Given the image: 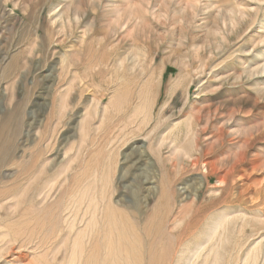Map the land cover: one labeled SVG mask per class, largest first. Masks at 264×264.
Here are the masks:
<instances>
[{
	"label": "rangeland",
	"instance_id": "374dc122",
	"mask_svg": "<svg viewBox=\"0 0 264 264\" xmlns=\"http://www.w3.org/2000/svg\"><path fill=\"white\" fill-rule=\"evenodd\" d=\"M0 56V126L15 111L21 127L0 163L1 264H77L95 248L87 206L130 196L160 264H264V0H0ZM133 148L143 164L122 171ZM201 149L225 186L191 164Z\"/></svg>",
	"mask_w": 264,
	"mask_h": 264
},
{
	"label": "bare ground",
	"instance_id": "6f19581e",
	"mask_svg": "<svg viewBox=\"0 0 264 264\" xmlns=\"http://www.w3.org/2000/svg\"><path fill=\"white\" fill-rule=\"evenodd\" d=\"M1 57V56H0ZM2 57H4V56H2ZM14 63V61L13 60H11L10 62H9V66H8V72H10L11 71V69H12V64ZM9 74V73H8ZM48 74V73H47ZM50 77V76H49ZM48 77V78H49ZM148 94V93H147ZM114 107V105L111 107V108H113ZM107 109H109V108H107ZM139 109H140V107L139 106H137L136 107V112L135 113H137V114H140L141 112H139ZM19 113V112H18ZM14 114H15V111L11 114V115H7L5 118H4V120H3V123H2V126H0V163H2V159H3V157H5L6 155H8V157H9V159L11 160L12 158H13V154H12V152L9 150L10 148H9V146L8 147H4V145H8L9 144V142H10V146L11 147H13V139L15 138V137H19V135H20V132H19V130L21 129V127H20V123H18L17 122V120L15 119V118H13V116H14ZM136 114V115H137ZM141 114H143L142 116H141V120H142V124L143 125H147V123H146V117H145V113H141ZM30 121V120H29ZM189 124V123H188ZM187 124V125H188ZM9 125H12V130H13V132H12V134L11 135H9L8 134V137L6 136V133H5V131H4V129L6 128V127H8ZM140 125H141V123H139V125H138V129L140 128ZM142 125V126H143ZM33 126H36V123H35V120H31V122H30V124L27 126V127H33ZM141 126V127H142ZM187 130H188V132H187V130H186V133H187V136H188V133L190 134L191 133V129H193L194 130V132H196L195 131V128L194 127H192V125L191 126H189L188 125V127L186 128ZM30 130V129H29ZM46 130V129H45ZM28 131V130H27ZM32 131V130H31ZM139 131H140V129H139ZM154 131V130H153ZM200 132L198 133V134H200L201 132H202V130H199ZM29 132V131H28ZM152 134V132L151 133H149L147 136H150ZM27 136H29V135H27ZM191 136V135H190ZM152 137H154L153 139L155 140L156 139V135H153ZM188 138L190 139V138H192V137H189L188 136ZM10 140V141H9ZM12 140V141H11ZM201 141L200 139H199V135H195L192 139H190V141L188 142V144H187V146L185 147V148H182L181 149V151H188V152H191V151H196L197 150V145H196V142L195 141ZM131 141V140H130ZM24 142H25V140H24ZM198 144V143H197ZM26 147V146H25ZM49 147V149L52 147V145H49L48 146ZM129 148H131V147H129ZM32 149V148H31ZM47 149V148H46ZM204 149V148H203ZM210 150V149H209ZM36 151H37V153L38 154H40L41 152H42V150H40V148H37L36 149ZM140 151H139V149H131L130 151H128V153L127 154H125L124 155V158H125V161H127V162H125L124 164H123V167H122V171L125 169V167H126V171H128V170H132V169H135L139 164H143V163H141V157H139V156H137V154H140L139 153ZM198 153H199V157L197 158V159H191V164L193 165V166H196V165H198V164H202L203 166H204V168H205V171L204 172H206L205 173V178L207 179V177L209 176V175H215L216 176V182H218V185L219 186H221V185H223V186H225L226 184H227V182H228V176H229V173H226L224 176H220L218 173H217V171L215 170V165H213L212 163H208V162H204V157L205 156H207V153L204 151V150H200V151H198ZM210 154H211V152H210ZM46 155V154H45ZM188 155V154H187ZM35 156V155H34ZM113 156V155H112ZM115 156V155H114ZM123 156V155H122ZM189 156V155H188ZM59 158V157H58ZM143 158V157H142ZM8 159V160H9ZM53 160V159H52ZM145 161H146V159H145ZM36 163V161H31V164H28V166L26 167L27 169H25V174L26 175H30V173L33 171V170H35V173H37L36 171L38 170V169H36V166H35V163ZM51 163H52V161H50ZM56 162H58V161H56ZM50 163V164H51ZM119 163V162H118ZM15 164V163H14ZM115 164H116V161H115V158L114 159H112V160H110L109 162H107V163H105L104 164V171L105 170H109V172L108 173H110V177L111 178H113L114 177V174L116 173L115 171H114V174H112L113 173V169H114V167H115ZM190 165V164H189ZM145 168V167H144ZM116 170V169H115ZM118 170V169H117ZM121 170V169H120ZM139 170V169H138ZM103 171V170H102ZM135 171V170H134ZM41 172H42V170H41ZM40 171H39V173H38V175H40V173H41ZM124 173H127V172H123V174H122V172H121V178L122 179H125V176H126V174L124 175ZM131 173H133V172H131ZM107 174V173H106ZM135 174V173H134ZM134 174H131L132 175V177H133V181H137L138 182V185L140 184V182H141V177L140 178H136V176L134 175ZM105 175V174H104ZM130 175V176H131ZM31 176V175H30ZM213 177V176H212ZM27 178V179H26ZM36 178H38V177H36ZM94 178V177H93ZM129 178V177H128ZM32 179V178H31ZM98 179V178H97ZM103 179H104V177H103ZM28 180V177H26L25 176V181H27ZM105 181V180H104ZM109 181V180H108ZM107 181V182H108ZM151 181V180H150ZM52 182V181H51ZM102 182V181H101ZM110 182V181H109ZM145 182V181H144ZM122 183V182H121ZM171 183V182H170ZM32 186V185H31ZM152 186V185H151ZM129 187V186H128ZM144 187V186H143ZM143 187L142 188H140V191L143 189ZM165 187V186H164ZM23 189V188H22ZM40 189V188H39ZM42 189V188H41ZM75 189V188H74ZM135 189V188H134ZM150 187L149 188H146V190L147 191H150ZM114 190V189H113ZM115 190L117 191L118 189L117 188H115ZM123 190V189H122ZM136 190V189H135ZM138 190V189H137ZM144 190V189H143ZM145 190V191H146ZM164 190H166V192L169 194L171 191H170V189H169V187H166V188H164ZM189 190L191 191V188H189V187H184V188H182L181 190H179V195H178V197L179 198H181L182 200L183 199H185L186 197H188L189 196ZM21 191V190H20ZM154 191V190H153ZM25 192H26V194H27V196H28V193H29V188L27 187L26 189H25ZM129 192V191H128ZM162 192V191H161ZM165 192V191H164ZM192 192V191H191ZM41 193V192H40ZM119 193V192H118ZM2 194V193H1ZM18 194H19V192H18ZM46 194V193H45ZM166 194V193H165ZM74 195H76V196H78V198H79V196H82V197H84L85 196V194H83L82 193V189L79 191L78 189H76V191H75V193H74ZM104 195V194H103ZM131 195V194H130ZM135 195H136V193H135ZM143 195V194H142ZM17 196V195H16ZM148 196V195H147ZM150 196V195H149ZM29 197V196H28ZM48 197V196H47ZM121 197V196H120ZM131 197V203L130 204H125L124 202H122V200H121V198H117L116 199V201L115 202H112V203H105V204H103L102 206H99V203L98 204H96L95 206L94 205H86L87 206V208H86V210H85V212H84V215H89V220H88V222L90 223V227H91V230H89V231H86V236H87V238L89 239V242H92L94 245H95V248H94V246H89V248L86 246V248H88V249H86L87 250V252L85 253V256H83V257H80L79 258V260H78V262H77V264H140V262H141V254H140V251H145V253H143L142 254V256L144 255V254H146L147 256H145V257H148L149 259H150V262H148V263H150L151 264V261L153 260V264H160L159 262H160V260H162V259H160V258H158V259H160L159 260V262H158V260H156V258H155V256L153 255V250H150V249H148V250H146V248H145V246H144V242H143V240L139 237L140 236V234L137 232V227H135V225H134V223L133 222H131L129 219H128V217L126 216V215H129L130 217L132 216L134 219H136V220H139L140 221V219L142 218V215H143V211L141 210V206H139V201H138V199H136L134 196L132 197V196H130ZM34 199V194L32 195V197H30L29 199H30V201H33V199ZM43 198H44V196H43ZM91 198V197H90ZM165 198V197H164ZM168 198V197H167ZM143 199V198H142ZM87 200H88V198H87ZM168 199H166V201H167ZM87 202V201H86ZM90 202V201H89ZM162 204L164 203V202H161ZM162 204H160V205H162ZM38 207V205L37 206H35V208H36V210L38 209L39 210V208H37ZM80 205L79 204H77V205H75V208H74V210L72 211V213L73 214H76L77 213V211L78 210H80ZM31 208H33V207H31ZM165 208H166V205H165V207H164V210H165ZM169 208V207H168ZM56 209V208H55ZM83 209V208H82ZM173 209V208H172ZM36 210H34V211H36ZM47 210V209H46ZM54 210V209H53ZM70 210H71V208H70ZM168 210V209H167ZM27 211H29V210H27ZM42 211V210H41ZM44 211V210H43ZM153 211H155V210H153ZM159 211V210H158ZM162 211H163V209H162ZM164 212V211H163ZM33 213V212H32ZM38 213V212H37ZM51 213V212H50ZM47 214V216L48 217H52V214ZM25 214V213H24ZM68 214V213H67ZM154 214H156V213H154ZM31 215V214H30ZM161 215H163V214H161ZM167 215V214H166ZM26 216V215H25ZM152 216V215H151ZM157 216V215H156ZM163 216H165V214L163 215ZM20 217H22V216H20ZM34 217H36L35 215H34ZM39 218H40V216H38ZM75 218V217H74ZM82 218V217H81ZM148 218H149V216H148ZM158 218H160V217H158ZM165 218V217H164ZM22 219V218H21ZM70 219V218H69ZM79 219V218H78ZM145 219V218H144ZM150 219V218H149ZM161 219H162V217H161ZM166 219V218H165ZM37 220V219H36ZM142 220V219H141ZM146 220H148V219H146ZM155 220V219H154ZM157 220H159V219H157ZM26 221V228L27 229H30L29 228V225H30V218H29V220H25ZM46 221V220H45ZM62 221V220H61ZM134 221V220H133ZM173 221V220H172ZM179 221H180V219H179ZM4 221H2V222H0V224H2ZM22 222V221H21ZM40 222H42V221H40ZM43 222H44V220H43ZM42 222V223H43ZM53 222V221H52ZM52 222L49 224V226H51L52 225ZM85 222V221H84ZM143 222H145V221H143ZM159 222V221H158ZM162 222H163V220H162ZM162 222L161 223H159L160 225H162ZM178 222V221H177ZM177 222H175V223H177ZM221 222V221H220ZM223 222V221H222ZM16 223V222H15ZM24 223V222H23ZM70 223V222H69ZM89 223H87L86 224V226H85V229H82V230H86V227L89 225ZM140 223H142V222H140ZM156 223V222H155ZM165 223V222H164ZM163 223V224H164ZM34 224V226H35V223H33ZM54 224H55V222H54ZM67 224V223H66ZM142 224H144V223H142ZM152 224V223H151ZM158 224V223H157ZM222 224V223H221ZM42 225V224H41ZM73 225V224H72ZM145 225H146V223H145ZM149 225V224H148ZM52 226H54V225H52ZM138 226V225H137ZM150 226V225H149ZM156 226V225H155ZM23 227V226H22ZM21 227V228H22ZM11 228H12V226H11ZM34 228V227H33ZM32 228V229H33ZM143 229H144V225H143V227H142ZM147 228V227H146ZM150 228H151V226H150ZM40 229V228H39ZM155 229V228H154ZM157 229V228H156ZM183 229V228H182ZM221 229V228H220ZM22 230V229H21ZM51 230V229H50ZM150 230V229H149ZM28 231V230H27ZM142 231V230H141ZM140 231V232H141ZM152 231H153V228H152ZM212 231V230H211ZM23 232V231H22ZM29 232H32V231H29ZM28 232V233H29ZM148 231L146 230V232H144V233H147ZM19 233V231H16V232H14L13 234H18ZM48 233V232H47ZM143 233V234H144ZM155 233H157V232H155ZM182 233V232H181ZM189 233H191V232H189ZM213 233V232H212ZM22 234V233H21ZM21 234H19V236L21 235ZM49 234V233H48ZM175 234H178V232L177 233H175ZM30 235H31V233H30ZM29 235V236H30ZM42 235V234H41ZM44 235V234H43ZM139 235V236H138ZM164 235V234H163ZM13 236H15V235H13ZM48 236V235H47ZM79 237H82L83 236V234H79L78 235ZM85 236V235H84ZM144 236V235H143ZM207 236H208V234H207ZM25 237V236H24ZM46 237V236H45ZM50 237V236H49ZM145 237H146V235H145ZM149 237V236H148ZM163 237V236H162ZM177 237H178V239L180 238L178 235H177ZM28 238V237H27ZM218 238V237H217ZM26 239V238H25ZM31 239V238H30ZM29 239V240H30ZM46 239V238H45ZM61 239V238H60ZM71 239H72V237H71ZM146 239V238H145ZM150 239H151V237H150ZM153 239V238H152ZM28 240V239H27ZM40 240V239H39ZM41 240H43V239H41ZM25 241V240H24ZM33 241V240H32ZM34 241H35V239H34ZM46 241V240H45ZM60 241V240H59ZM71 241V240H70ZM156 241V240H155ZM154 241V242H155ZM168 241V240H167ZM21 242V241H20ZM19 242V243H20ZM38 242V241H37ZM43 242V241H42ZM57 242H58V240H57ZM56 242V243H57ZM81 242V241H80ZM79 242V243H80ZM146 242H147V240H146ZM151 242H152V240H151ZM159 242V241H158ZM158 242H157V244H158ZM185 242V241H184ZM183 242V243H184ZM28 243V242H27ZM71 243V242H70ZM32 244V243H31ZM40 244H41V241H40ZM39 244V245H40ZM86 244V243H85ZM92 244V245H93ZM147 244V243H146ZM154 244V243H153ZM162 244H163V242H162ZM168 244H169V242H168ZM19 245V244H18ZM24 245V244H23ZM36 245V244H35ZM50 245H52V244H50ZM74 245V244H73ZM81 245V244H80ZM80 245H78V244H76V247H78L79 249H82L83 247H85V245H82V247L80 248ZM149 245V244H148ZM151 245V244H150ZM167 245V244H166ZM177 245H178V243H177ZM22 246V245H21ZM20 246V247H21ZM55 246V245H54ZM53 246V247H54ZM152 246V245H151ZM154 246H156L157 247V245L155 244ZM37 247V246H36ZM40 247V246H39ZM168 246H166V248H167ZM173 247V246H172ZM12 248H13V246H12ZM11 248V249H12ZM74 248V247H73ZM160 248H162V247H160ZM166 248H164V249H166ZM169 249L171 248V244H170V247H168ZM167 248V249H168ZM11 249L8 251H6L5 253H4V256L5 255H8V254H10V251H11ZM20 249V248H19ZM152 249H153V247H152ZM155 249V248H154ZM175 249V248H174ZM177 249V248H176ZM16 250H17V247H16ZM51 250H52V248H51ZM140 250V251H139ZM159 250V249H158ZM161 250H163V249H161ZM160 250V251H161ZM192 250V249H191ZM264 250V249H263ZM157 251V250H156ZM160 251L158 252L159 254H160ZM173 251V250H172ZM174 251H176V250H174ZM178 251V250H177ZM194 251V250H193ZM16 252V251H15ZM49 252V251H48ZM166 252V251H165ZM167 252H168V250H167ZM157 253V252H156ZM163 253V252H162ZM173 253V252H172ZM171 253V254H172ZM190 253V252H189ZM2 254V253H1ZM168 254V253H167ZM180 254V253H179ZM47 255H48V253H47ZM49 255H50V253H49ZM164 255V254H163ZM2 256L3 255H1L0 256V264L1 263H3V262H1V261H3L2 260ZM157 256H158V254H157ZM160 256H162V255H160ZM176 256V255H175ZM190 256V255H189ZM50 261H48V260H45V262H43V264H51V261H53V259H54V252L53 253H51V255H50ZM168 257H171L170 255L168 256ZM186 257H188V256H186ZM199 257V256H198ZM252 257V256H251ZM5 258V257H4ZM162 258H163V256H162ZM164 258H165V256H164ZM182 258V257H181ZM170 259V258H169ZM184 259H186V258H184ZM203 259V258H202ZM188 260V259H187ZM5 261V260H4ZM8 261V260H7ZM146 261H147V258H146ZM164 261V260H163ZM167 261V260H166ZM186 261V260H185ZM184 261V262H185ZM9 262V261H8ZM8 262H6V263H8ZM56 262V261H55ZM59 262V261H58ZM162 262V261H161ZM178 262V261H177ZM176 262V263H177ZM15 263V262H14ZM73 263H75V259H74V257L71 255L70 256V258H69V264H73ZM147 263V264H148ZM164 263V262H163ZM175 263V262H174ZM186 263H187V261H186ZM218 263V260L217 259H215L214 260V264H217ZM9 264V263H8ZM57 264V263H56ZM164 264H166V262L164 263ZM170 264V263H169ZM185 264V263H184ZM212 264V263H211ZM219 264H222V263H219Z\"/></svg>",
	"mask_w": 264,
	"mask_h": 264
}]
</instances>
